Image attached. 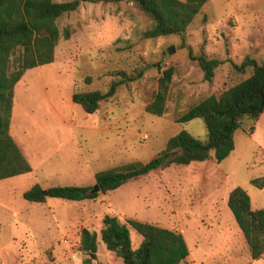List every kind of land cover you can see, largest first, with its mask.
<instances>
[{
	"label": "rangeland",
	"instance_id": "1",
	"mask_svg": "<svg viewBox=\"0 0 264 264\" xmlns=\"http://www.w3.org/2000/svg\"><path fill=\"white\" fill-rule=\"evenodd\" d=\"M56 24L68 38L60 36L52 61L26 69L12 90L8 134L30 171L0 179V264H111L99 239L104 215L127 227L131 248L141 237L127 219L180 233L186 264H264V252L250 258L226 206L238 186L252 209L264 208V184L251 183L264 175V110L256 120H241L232 150L218 162L156 168L78 201L22 197L33 183L92 187L96 171L144 163L180 130L203 139L200 118L175 119L245 77L249 66H233L244 57L264 64V0H207L183 32L153 38L142 35L152 19L131 0H80ZM197 56L219 61L210 80ZM167 67L164 111L148 113L144 106ZM112 82L113 94L92 113L70 100L73 91L104 92ZM81 228L95 233V257L88 261L79 248Z\"/></svg>",
	"mask_w": 264,
	"mask_h": 264
},
{
	"label": "trees",
	"instance_id": "2",
	"mask_svg": "<svg viewBox=\"0 0 264 264\" xmlns=\"http://www.w3.org/2000/svg\"><path fill=\"white\" fill-rule=\"evenodd\" d=\"M80 0L55 2L53 0H0V179L30 171V166L15 142L8 134V124L14 84L22 73L38 65L50 63L53 49L59 37L67 39L69 31L61 33L56 20L63 13L73 11ZM90 1V0H83ZM103 3H116L122 0H98ZM151 19L152 24L142 35L145 38L180 34L207 0H131ZM202 71L204 80H210L213 68L219 63L216 59L203 56L193 57ZM234 68L249 73L221 90L209 94L191 105L179 116L177 122L192 118L202 120L205 136L193 137L180 130L165 141L164 147L148 161H130L115 167L96 171L91 186L52 185L42 188L33 183L22 192L25 200L44 201L45 196L69 201L94 198L98 192L113 190L127 180L156 168L169 165H187L192 161L225 158L233 148V133L240 127L242 119L256 120L264 110V64L244 57ZM157 88L145 104L148 113L160 115L164 111L167 83L171 68L160 71ZM116 84L110 83L106 91H73L70 100L79 105L85 113H92L101 100L110 97ZM257 188L264 184V175L251 180ZM226 206L242 234L251 259L259 258L264 252V208L252 209L247 194L238 186L229 190ZM128 225L141 237L135 248H131L127 227L117 222L114 216L102 217L99 239L110 255L111 264H186L187 248L180 233L148 222L127 219ZM79 248L88 261L95 257V233L85 228L79 231Z\"/></svg>",
	"mask_w": 264,
	"mask_h": 264
},
{
	"label": "water",
	"instance_id": "3",
	"mask_svg": "<svg viewBox=\"0 0 264 264\" xmlns=\"http://www.w3.org/2000/svg\"><path fill=\"white\" fill-rule=\"evenodd\" d=\"M171 51H172V46H169V47L167 48V52L170 53ZM96 191H97V186L94 184V185L91 187L90 192H96ZM41 193H42L43 195H45V194H46L45 189H42V190H41Z\"/></svg>",
	"mask_w": 264,
	"mask_h": 264
}]
</instances>
